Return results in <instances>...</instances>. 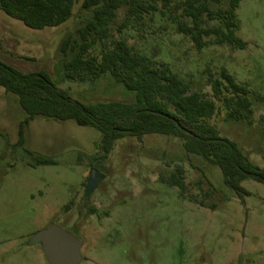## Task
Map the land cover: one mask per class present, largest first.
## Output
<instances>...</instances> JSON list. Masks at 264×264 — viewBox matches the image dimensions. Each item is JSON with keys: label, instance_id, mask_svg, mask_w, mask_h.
Segmentation results:
<instances>
[{"label": "rangeland", "instance_id": "374dc122", "mask_svg": "<svg viewBox=\"0 0 264 264\" xmlns=\"http://www.w3.org/2000/svg\"><path fill=\"white\" fill-rule=\"evenodd\" d=\"M229 1L211 7L227 10ZM143 2L155 10L126 20L127 7H121L112 39L127 41L153 67L167 65L190 93L213 101L216 113L204 123L263 168L264 0L239 4L237 35L248 43L245 50L214 45L213 37L198 50L177 31V21L192 25L180 17L183 0L167 6L163 0ZM90 17L77 4L65 26L36 31L0 13V58L24 73L47 72L83 105L131 103L134 94L110 75L84 82L63 76L60 44ZM204 19V28L219 26ZM100 53V45L91 51ZM223 70L248 90L250 113L243 111L239 120L230 118L225 106L233 95L223 91L214 98L209 84L210 76L221 80ZM26 117L17 97L0 87V264H48L41 246L30 241L52 225L83 243L81 264H264L262 184L246 180L241 184L246 193L238 195L225 185L218 167L187 154L184 141L172 136L124 138L102 161V135L96 129L36 118L19 146L18 129ZM39 158L54 164L37 165ZM179 168L185 192L166 183ZM93 170L96 187L87 192Z\"/></svg>", "mask_w": 264, "mask_h": 264}, {"label": "trees", "instance_id": "16d2710c", "mask_svg": "<svg viewBox=\"0 0 264 264\" xmlns=\"http://www.w3.org/2000/svg\"><path fill=\"white\" fill-rule=\"evenodd\" d=\"M163 1L164 6L172 2ZM220 2L183 0L180 17L190 19L192 25L177 21L178 33L189 37L198 50L207 47L205 39L211 37L214 45L245 50L248 43L237 35L240 30L237 10L241 0H230L227 10H213L211 5ZM77 4L82 11L91 12V17L60 44L64 78L84 82L110 75L127 92L133 93L135 99L131 103L106 102L86 106L61 90L47 72L24 73L0 58V87L17 97L27 116L19 125V146L25 144L26 126L36 118L74 121L80 127L96 129L102 135L100 150L103 155L99 159L102 161L108 158L116 142L124 138L134 137L141 141L148 135L172 136L184 141L187 154L218 167L225 185L238 195L246 193L241 186L246 180L264 186V167L254 165L236 143L222 138L214 127L204 123L216 113L213 101L190 93L188 86L167 65L153 67L146 56L134 53L127 41L112 39V27L121 7H127L128 20L155 10L153 6H146L143 0H0V13L29 29L42 31L65 26L74 18ZM205 17L217 21L219 26L204 28ZM126 26L127 21L119 32ZM109 39L112 41L107 47ZM97 45L101 46L99 56L91 54ZM209 84L214 98H219L223 91L233 95L225 100L230 118L239 120L244 116L243 111L250 113L248 90L226 70L222 71L221 80L210 76ZM51 164L54 161L49 158L37 160V165ZM166 183L185 192L183 169L179 168ZM200 205L206 208L203 202Z\"/></svg>", "mask_w": 264, "mask_h": 264}, {"label": "water", "instance_id": "95a60500", "mask_svg": "<svg viewBox=\"0 0 264 264\" xmlns=\"http://www.w3.org/2000/svg\"><path fill=\"white\" fill-rule=\"evenodd\" d=\"M98 172L89 175L87 192L94 190ZM31 244H39L48 264H81L83 243L58 225L36 233Z\"/></svg>", "mask_w": 264, "mask_h": 264}]
</instances>
